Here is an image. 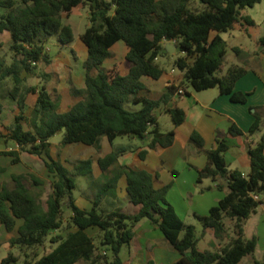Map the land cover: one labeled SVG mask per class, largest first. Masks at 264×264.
<instances>
[{
	"label": "trees",
	"instance_id": "16d2710c",
	"mask_svg": "<svg viewBox=\"0 0 264 264\" xmlns=\"http://www.w3.org/2000/svg\"><path fill=\"white\" fill-rule=\"evenodd\" d=\"M261 1L199 0L203 7L197 9L192 0H0V7L5 9L0 18V35L10 33L13 54L11 64H6L0 55V87L7 79H13L14 87L8 94L19 109L8 132L0 133V139L16 143L19 150L4 151L0 155L12 157L13 164L20 163L24 153L43 160L52 178V192L46 200L27 187L28 177L33 186L44 185V181L33 174L13 175L12 189L0 183V224L8 232L16 228L18 232V236L10 240L11 247H45L49 239L52 245L51 251L40 258L37 255L31 261L21 262L9 253L0 264H77L81 261L99 264L98 249H108L113 264H127L120 254L124 246L132 243L137 225L145 219L156 224L180 253V259L174 264H240L245 257L255 254L258 237L246 239L245 225L263 204V200H255L252 193L264 195V134L249 150L248 175L228 166L225 154L230 147L225 134L218 132L217 147L204 151L208 161L199 170V181L211 179L219 190L227 189L226 196L208 215L196 216L205 230H214L216 238L230 239L215 251L198 249L196 227L186 225L167 200L170 186L156 189L154 175L119 164L120 155L130 150L126 146H119L99 159L104 182L95 196L93 209H81L76 204L74 190L78 188L79 177H92L93 161H80L70 171L51 157L50 140L64 132V146L84 144L99 150L103 137L111 143L119 137L149 138L148 148L152 150L172 146L175 132L163 131L156 110L168 104L178 88L170 87L158 100L142 96L145 89L142 78L149 76L157 80L165 71L157 59L171 56L166 43L183 53L174 60L173 66L183 72L185 82L195 91L218 88L232 102L246 104L250 94L236 92L235 87L248 69L244 65H233L223 73L228 45L221 34L232 30L241 19L253 26V19L242 17L241 11ZM80 5L90 10V25L81 36L88 48L83 63L85 80L83 87L72 88L73 95L81 100L62 113L59 98H53L45 85L25 89L22 75L32 73L42 61L51 62L46 48L52 37L56 36L63 46L74 41L73 29L64 19ZM213 33L217 35L212 38ZM119 41L129 47L127 61L131 68L127 75L104 68L111 48ZM259 43L264 47V36ZM233 49L241 55L239 48ZM30 93L38 94V98L31 115L27 116ZM128 104L142 107L130 110ZM2 109L0 103V112ZM254 109L256 120L250 135L259 132L263 123L262 111ZM166 113L175 126L186 119L185 111L180 108L168 109ZM228 134L238 137L244 132L234 124ZM191 140L203 149L204 140L198 132L193 133ZM5 171L0 167V174ZM123 177L127 180L129 202L138 207L134 214L122 208L111 211L101 208L106 197L115 196ZM66 210L72 214L68 226L76 231L65 237L59 234L50 238L53 231L63 228ZM227 219L233 222V235L229 234ZM18 221H22L19 227ZM92 229L100 233L101 248L89 234ZM255 264H264V261L256 260Z\"/></svg>",
	"mask_w": 264,
	"mask_h": 264
},
{
	"label": "crops",
	"instance_id": "0c3cea01",
	"mask_svg": "<svg viewBox=\"0 0 264 264\" xmlns=\"http://www.w3.org/2000/svg\"><path fill=\"white\" fill-rule=\"evenodd\" d=\"M192 4L197 9H202L203 7L199 0H192ZM85 7V5H80L72 11L70 16L73 13H78ZM70 16L67 17L66 21L64 19V22L65 24H68L72 27L74 41L67 46L70 47V49H75L77 46L83 47L86 51V59L88 55V48L81 39L82 34L79 35V39L77 40L73 25L67 23ZM235 27H238L240 30H247V28L242 24L239 25L236 23ZM216 35L217 33H213L211 37L213 38ZM248 35H251L250 31ZM4 37L8 39V42H10L12 39L10 33L8 32H4L0 35V39ZM221 37L227 42V45L229 46V40L225 38L224 33L221 34ZM233 37H235V35H233ZM254 40L256 41L258 48H256L248 57V59L245 60V63L248 66L246 67L248 69V73L237 82L235 87L236 92L250 94L246 104L232 102L230 97L227 95H222L218 88L201 92H193V90L190 88V85L185 82L183 72L179 71L173 66V62L177 53V49L175 48L174 53H170L171 56H165V59H167L168 63L171 64V67L170 69L164 67L165 71L161 78L157 80L149 76L142 78V82L145 86V89L142 91V96L148 97L150 99L158 100L164 93L168 92L170 87L178 88V91L172 96L169 103L162 105L158 110H156V116L158 117L159 123L160 118L164 113H166V110L168 109L180 108L186 113V119L184 123L179 126H175L173 123V126L168 129L169 131L173 130L175 132V140L173 145L168 148L158 147L157 149L152 150L148 148V144L150 142L149 138L138 140V138L128 137L129 143H119L117 138L113 143H111L108 138L103 137L101 139V147L99 150L84 144L66 145L77 147L74 155H79V153L86 151H89L90 154L89 156L83 157L73 163L72 168L63 162L61 163L70 171H73L75 166L80 161L92 160L93 180L104 182L103 172L99 167V159L106 157L119 146H126L127 148H130V150L120 155L119 164L121 166H128L134 170L147 171L151 173L155 176L154 186L156 189H162L170 186V189L167 193V200L177 211L176 202L172 199V196L177 194L180 197V203L183 211L185 212V217L188 218L189 216H193L198 220L196 217L197 215H208L210 209L217 205L218 202L226 196L227 189L219 190L217 188V183L213 182L211 179H204L201 182L199 181V170L203 169L208 161L204 151L217 147L218 132L225 134V140L230 147L225 154V159L228 166L230 169H237L240 170L244 175H248L251 169L249 150L261 140L264 134V47H262V45L259 43V38L254 37ZM2 45L3 43L0 42V54ZM165 45L167 46L168 43ZM235 47L239 48L241 50V55H243L244 51L242 47L235 45L232 47L233 51V48ZM170 49L173 50V47H170ZM73 52L74 55H76L74 50ZM110 52L111 55L104 63V68L107 67L109 59L113 57V66H116V64L118 66L121 61L123 64L127 62L125 69L119 68V71H115V73L127 75L131 68L130 63L127 61L129 47L125 42L119 41L111 48ZM59 54H62V51ZM48 55L49 57H52L49 53ZM115 58L119 60L118 63L116 62L117 60H115ZM160 60L161 58L159 57L157 62L160 63ZM54 61L55 58L51 59V62ZM108 71L110 72V70ZM23 78L26 79L25 76H23ZM181 89L186 92L184 95L179 93V90ZM37 98L38 94H36V102ZM254 108H259V110L262 111L261 113L263 116V123L262 128L258 133L250 135V128L256 120V110ZM69 109L70 107L65 111L59 112L63 113ZM234 124L244 132V135L234 137L228 134L230 127ZM194 132H198L202 136L204 140L203 149L198 147L191 140ZM51 144L52 146L54 145L53 143ZM18 150L19 147L16 143L12 141L6 142L4 139H0V153L4 151ZM53 159L57 160L55 158ZM12 160V157L0 155V167L6 169V171L1 173L0 176L5 177L8 175L13 181V175H20L22 173H26V171L23 166L24 163L22 161V154L20 163L13 164ZM0 183H2L1 180ZM88 187H92L91 183L88 185ZM97 188L98 187H96V189ZM126 188L127 180L126 177H123L118 183L115 196H108V199H111V201L108 202L106 206L102 204L101 208L105 211L122 208L119 204V201L121 197H126L128 199ZM96 189L94 190L95 196L98 192ZM95 196H92L93 198L86 196L85 189L82 188L81 197L76 199V204L81 209L90 211L94 207ZM108 199H104L103 202H107ZM260 208H263L264 211V200ZM67 213L68 217L65 218V224L63 228L60 231H53L50 235V238L59 234L65 237L68 233L76 231L75 228L68 226V219L72 216V214L70 211ZM180 218L183 220L184 217L180 216ZM262 222H264V215H262V218L258 224L259 226L256 228V233L253 235L258 237V247L255 253L262 251V255L257 258L256 254H254V257L251 258V262L253 264H255L256 260L261 262L264 261V230L262 231L260 229ZM21 224L22 221H18L17 227H19ZM142 227L143 226L140 225V223L137 225L135 237L130 246H128V259L123 260L124 262L127 264H150V262L153 261L155 264H174L180 259V253L172 245H170L156 224H153L148 220L145 222V226L143 228ZM205 234L209 235L211 244H213L214 240L218 241V248L228 243V238H225L224 240L216 238L213 229H206ZM16 236H18L17 228L13 232H8L6 228L0 224V248L1 246L6 247L7 250L4 254L0 253V261L4 259L9 253H13L19 258L21 262L31 261L37 255V258H40L46 253L50 252L52 249L49 239L45 247H38V249L35 250L32 259L23 261L18 253L15 252L19 247H11L10 245V240ZM260 247L262 248L261 250ZM247 257H245L240 264H242Z\"/></svg>",
	"mask_w": 264,
	"mask_h": 264
},
{
	"label": "rangeland",
	"instance_id": "374dc122",
	"mask_svg": "<svg viewBox=\"0 0 264 264\" xmlns=\"http://www.w3.org/2000/svg\"><path fill=\"white\" fill-rule=\"evenodd\" d=\"M5 13V9L0 7V18ZM242 17H250L254 21L253 26L247 25L245 22V19H241L238 24L244 25L247 30H240L238 27L233 28L227 33H224L225 38L229 40V46L227 47V54L224 58L222 71L223 73H226L228 69L236 64L244 65L245 67H248L245 63V60L248 59V57L253 53V51L258 48L256 45V41L254 40V37L261 38L264 36V0H262L260 3L256 4L254 7H247L241 11ZM90 10L89 7L86 6L85 8L81 9L78 13H73L68 22L73 25L75 35L77 40L79 39V35L83 34L87 27L90 25ZM67 20V17H65V21ZM248 31V32H247ZM250 31V36L248 35ZM235 35V37H233ZM0 42L3 43L1 46V59L5 60L6 64H11L13 62V54L10 50V47L12 45V39L10 42H8V39L1 38ZM235 45H239L242 47L244 53L243 55L237 54L235 51L232 50V47ZM242 45V46H241ZM75 54L74 55V52ZM62 51V54H59ZM46 53L50 54L53 58H55L54 62L46 63L44 61L40 62L36 69L32 73L24 72L22 76H25L24 81V88L29 87H41L45 85L50 94L53 98H59L60 99V109L59 111H65L69 107H71L74 103L80 100V98H76L73 95L72 88L73 87H82L84 86V68H83V61L85 59L86 51L83 47L77 46L75 49H70L68 46H63L59 43L57 37H52L49 42L47 43ZM183 53L181 51H177L175 59L182 57ZM50 57L51 59H53ZM160 64L170 69L171 64L168 63L167 59H165V56H160ZM174 59V60H175ZM116 62L118 63L119 60ZM122 60V59H121ZM114 61V58H110L107 63V69L110 70V72L119 71V68L125 69L127 66V62L123 64L121 61L120 64L117 66H113L112 62ZM14 87V81L12 78L7 79L4 81L2 86L0 87V103L3 104L4 109L2 112H0V133L6 134L8 132V128L12 126L14 118L16 115L19 114V109L17 106V103L13 101L9 96V91L12 90ZM190 88L195 92L193 87L190 86ZM36 104V94L30 93L27 95V105L28 109L26 112L27 116L31 115L32 109ZM142 105L138 104H128L127 108L130 110H139L141 109ZM25 123V126H27V123ZM160 124L163 128L164 132H168L170 127L173 126L172 118L169 114L164 113L162 117L160 118ZM258 133V132H257ZM64 138V132L58 133L56 136L51 138V143L54 145L51 149V156L52 158L57 159L60 162L65 163L67 166L72 168L73 163H75L77 160L89 156V151L81 152L79 155H74V153L77 150L76 146H64L62 145ZM4 139V138H2ZM138 140H141L138 138ZM117 141L120 143H129L128 137H119ZM22 161L24 163V168L26 173L22 174H33L37 176L38 178L42 179L44 181L43 186H33L31 179L28 177V180L25 182L27 187L31 190V192L37 196H39L42 200H46L47 196L52 192V178L47 170V167L45 165V162L42 160L34 159L33 157L22 154ZM0 180L3 184H5L8 188L12 189L14 188V183L12 179L7 176H0ZM78 185L79 187L74 190V197L79 199L81 197L82 188L85 189V195L93 198L95 196L94 190L96 187H98L96 190L99 191L101 185L103 182L94 181L91 176L87 177H79L78 178ZM91 183L92 187L89 188L88 185ZM100 184V187H99ZM81 188V189H80ZM83 194V193H82ZM93 196V197H92ZM109 197H106L105 199H108ZM172 199L176 202L177 206V214L179 217H184L183 221H185L186 225H194L196 227V237L198 238V249L201 251H215L218 249V241H213V244H211V239L209 235L205 234V229L202 225V223L195 219L193 216H189L188 218L185 217V212L182 209L181 206V200L180 197L177 194H174L172 196ZM264 200V195H263ZM111 199H108L107 202H103L102 204L106 206L108 202H110ZM119 204L121 205L124 212L129 214H134L137 212L138 207L131 204L129 202V199L126 197H121ZM69 211H65V218L68 217ZM263 208H258L256 213L252 214L250 219L248 220L247 224L245 225V238L250 239L253 237L254 233H256V228H258L259 221L262 218L263 214ZM193 215V214H191ZM148 220L145 219L142 222H140V225L143 227L145 226V222ZM227 226L229 227V234L233 235V222L231 220H226ZM142 227V228H143ZM260 229L264 230V222H262V225ZM89 234L93 237H95L96 244L98 247L100 246V233L98 230H90ZM228 238V242H229ZM130 245H126L123 247V250L120 254V257L122 260H127L129 256V247ZM38 248H17L16 253L20 256V258L25 261L33 258V254L35 253V250ZM262 248L260 247V250ZM6 247L0 248V253L4 254L6 252ZM256 254V257L259 258L262 255V251H258ZM96 256H98L99 264H113V257L112 254L108 249H98ZM254 255H249L245 261H243L242 264H253L251 262V258H253ZM34 259V258H33ZM78 264H89V262L81 261Z\"/></svg>",
	"mask_w": 264,
	"mask_h": 264
},
{
	"label": "built area",
	"instance_id": "2783aa9c",
	"mask_svg": "<svg viewBox=\"0 0 264 264\" xmlns=\"http://www.w3.org/2000/svg\"><path fill=\"white\" fill-rule=\"evenodd\" d=\"M179 93L184 95L186 92L181 89V90H179ZM252 196L257 201H261L262 200V196L259 195V194H256L255 192L252 193Z\"/></svg>",
	"mask_w": 264,
	"mask_h": 264
},
{
	"label": "water",
	"instance_id": "95a60500",
	"mask_svg": "<svg viewBox=\"0 0 264 264\" xmlns=\"http://www.w3.org/2000/svg\"><path fill=\"white\" fill-rule=\"evenodd\" d=\"M170 47H173V50H171L170 49ZM166 48H167V51L169 52V53H174V49L176 48L173 44H171V43H168V45L166 46Z\"/></svg>",
	"mask_w": 264,
	"mask_h": 264
}]
</instances>
